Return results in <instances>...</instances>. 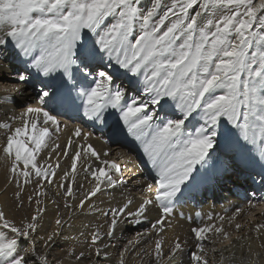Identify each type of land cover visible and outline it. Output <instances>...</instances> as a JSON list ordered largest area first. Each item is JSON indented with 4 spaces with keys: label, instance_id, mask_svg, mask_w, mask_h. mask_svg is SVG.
Masks as SVG:
<instances>
[{
    "label": "snow or ice",
    "instance_id": "1",
    "mask_svg": "<svg viewBox=\"0 0 264 264\" xmlns=\"http://www.w3.org/2000/svg\"><path fill=\"white\" fill-rule=\"evenodd\" d=\"M140 4L141 0H0V80L17 81L11 91L5 90V98L30 83L28 69L43 78L41 83L49 81L37 91L40 106L27 105L0 121L5 136L0 151L11 161L9 170L17 186L19 177L24 184L33 176L38 186L41 180L53 182L50 177H55L59 162L40 165L41 153L42 159L55 153L71 160L59 185L66 197L75 199L71 184L76 182L78 164L93 178L77 208L90 204L104 190L102 185L129 183L123 175L113 179L110 173H120L122 166L102 159L109 153L98 152L89 142L91 133L80 126L63 146L57 142L56 134L67 125L56 113L72 108L82 109L89 121L108 125L115 136L133 137L155 171V187L147 184L145 192L150 195L141 197L135 211L128 198L102 213L109 218L106 229L102 232L101 225L90 234L97 256L107 255L105 237L115 238L128 218L140 224L152 208L159 213L152 229L163 233L176 202L198 188L203 179L200 169L212 159L221 137L226 147L242 150L247 146L242 139L259 144L264 152V0H175L163 15L158 12L160 0L147 9ZM194 8L199 10L189 11ZM5 48L15 50L24 70L10 66ZM89 157L100 166L85 167ZM22 191L15 193L18 207L24 204ZM28 200L32 202V196ZM35 203L34 214L19 223L0 207V264H62L50 260L47 252L60 236L64 223L60 218L55 221L57 229L43 240L44 250L21 246L41 227L44 209L39 199ZM65 208L73 205L66 201ZM242 211L236 208L229 223ZM219 219L224 221L223 216ZM262 229L264 223L255 225L257 239ZM191 232L196 243L190 264H210L209 252L219 254V264L225 259L229 264H259L261 253L237 258L231 251L236 244L223 223H201ZM142 235L127 242L117 264H126L125 254L136 248ZM212 236L222 237L224 246L207 249L205 242H216ZM164 244L163 236L155 241V264H172L184 251L178 237L167 251ZM247 251L252 253L250 245ZM82 257L83 251L76 258Z\"/></svg>",
    "mask_w": 264,
    "mask_h": 264
},
{
    "label": "bare ground",
    "instance_id": "2",
    "mask_svg": "<svg viewBox=\"0 0 264 264\" xmlns=\"http://www.w3.org/2000/svg\"><path fill=\"white\" fill-rule=\"evenodd\" d=\"M154 2L155 0H141L140 7L147 9ZM254 2H258V0H254ZM173 3L175 0H160L159 14L163 15L164 11ZM196 10L199 9L194 8L189 11L194 12ZM3 52L8 58L10 66L18 67L21 70L25 69V64L16 57L15 50L5 48ZM29 70L33 72L32 75L30 74V83L20 85L21 91L12 92L7 98H5V90L11 91L17 81L14 79L0 80V121L17 115L27 105L40 106L37 91L49 81L44 80V83H41L43 78L37 76L34 70L28 69V72ZM121 80L125 84L127 83L123 77ZM77 103H82V101L78 100ZM56 114L63 124L67 125V127L62 126L60 132L56 134L59 137L58 143L63 146L67 139L72 136L75 126H80L83 132L91 133L89 142L98 152L101 154L109 153L107 157L102 155V159L117 161L124 157L128 158L131 163L121 164L122 171L120 173L113 170L110 174L114 180L123 175L129 183L115 188H104L102 185L104 190L92 197L90 204L86 203L85 207L80 209L75 205L93 186V178L90 174L86 175L79 164L76 182L71 184L75 196L73 199L66 197L63 194L64 189L59 186L60 178L64 172L70 170V159L64 158L62 155L57 157L55 153L50 159H42L44 154L41 153L37 157L38 164L46 167L47 165L55 166L59 162L60 166L55 168V177H50L53 182L48 183L41 180L38 186L36 182L38 178L33 176L31 183L24 184V178L19 177L21 184L18 187L9 170L11 161L0 151V207H3L8 218L14 219L17 223L29 218L34 214L37 207L35 203L37 199L41 202L40 207L44 209L41 227L34 234V238L21 243L25 250L29 248L44 250L42 242L48 234L57 229L58 226L55 221L60 218L64 222L63 227L59 229L60 236L57 238L54 247L47 250L50 260L59 261L62 264H117L119 254L127 242L136 239L138 233H143L136 248L125 254L126 264H155L154 244L161 236L165 240V251L169 246L174 245L177 237L184 242L183 253L177 254L173 258L172 264H190V252L195 250L194 245L196 243L191 229L200 226L201 223H215L217 225L223 223L225 230L230 233L233 242L236 244V247L231 251L237 254V258L243 259L253 253H261L259 264H264V248H261V244L264 243V229L261 230L260 239H257L255 231L256 224L264 223V152H261L259 144H248L241 139V143L247 146L239 150L226 147L224 138L221 137V142L213 153L212 159L205 168L200 169L203 173V179L198 188L176 202L174 213L169 218V225L165 226L163 233H157L152 229V224L159 218L158 210L152 208L147 214V218L143 219L140 224H133L131 218H128L115 233V238L105 237L104 243L108 245L106 248L107 255L97 256L91 246L90 234L101 225L104 226L101 229L102 232L106 229V222L109 218L102 213L107 212L110 208L120 206L128 198L133 199L134 204L130 206V210L135 211L141 197L150 195V193L145 192L147 184L151 183L155 187V171L153 172L148 162L138 159V162L134 163L137 158H133L131 154L132 152L136 153V150H124L125 140L127 136H130L127 133L120 136L113 135L108 125L94 123L83 117L82 109L77 112L75 108H72ZM192 123L195 124V121ZM227 127H231V125ZM4 139V130L0 128V145L3 144ZM127 144L131 148L141 147L138 141L137 144ZM121 153H124V157ZM88 164H92L93 167L100 166L99 161L91 157L87 158L85 167ZM79 185H83V188H79ZM20 188L23 189L20 195V199L24 201L22 207H18L15 196ZM29 196H32V202H29ZM66 201L73 205L72 209L65 208ZM236 208H241L243 211L229 223ZM209 215L213 217L212 221L208 220ZM220 216L224 217V221H220ZM237 223L241 225L239 230L235 228ZM245 236L249 239H236ZM212 239L216 242H205L207 249H220L224 246L220 243L222 237L212 236ZM249 245L252 253L247 251ZM82 251L85 252L86 257L77 260L76 257ZM208 256L210 264H219L218 253L209 252ZM224 256L228 257L229 253L225 251ZM223 264H229V261L225 259Z\"/></svg>",
    "mask_w": 264,
    "mask_h": 264
}]
</instances>
